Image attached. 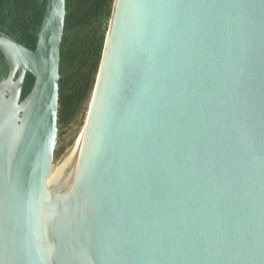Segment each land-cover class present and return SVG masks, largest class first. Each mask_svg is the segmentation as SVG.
Wrapping results in <instances>:
<instances>
[{
    "label": "water",
    "instance_id": "water-1",
    "mask_svg": "<svg viewBox=\"0 0 264 264\" xmlns=\"http://www.w3.org/2000/svg\"><path fill=\"white\" fill-rule=\"evenodd\" d=\"M65 18L0 32V264H264V0H114L54 170Z\"/></svg>",
    "mask_w": 264,
    "mask_h": 264
},
{
    "label": "trees",
    "instance_id": "trees-1",
    "mask_svg": "<svg viewBox=\"0 0 264 264\" xmlns=\"http://www.w3.org/2000/svg\"><path fill=\"white\" fill-rule=\"evenodd\" d=\"M48 0H0V32L35 49ZM114 0H66L60 56L58 125L60 140L79 118H85L92 98ZM9 64L0 50V80ZM35 76L27 72L22 99ZM57 153V152H56Z\"/></svg>",
    "mask_w": 264,
    "mask_h": 264
},
{
    "label": "rangeland",
    "instance_id": "rangeland-1",
    "mask_svg": "<svg viewBox=\"0 0 264 264\" xmlns=\"http://www.w3.org/2000/svg\"><path fill=\"white\" fill-rule=\"evenodd\" d=\"M82 118H79L68 130L63 134L60 140V134H58V142L56 146V151L53 159L54 169L58 166L65 152L67 151L76 131L81 122ZM57 152V153H56Z\"/></svg>",
    "mask_w": 264,
    "mask_h": 264
},
{
    "label": "bare ground",
    "instance_id": "bare-ground-1",
    "mask_svg": "<svg viewBox=\"0 0 264 264\" xmlns=\"http://www.w3.org/2000/svg\"><path fill=\"white\" fill-rule=\"evenodd\" d=\"M55 170V169H54Z\"/></svg>",
    "mask_w": 264,
    "mask_h": 264
}]
</instances>
